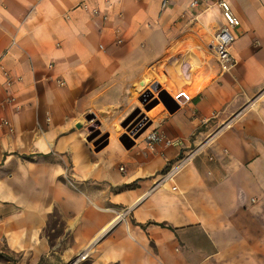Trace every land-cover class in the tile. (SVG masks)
Instances as JSON below:
<instances>
[{
    "label": "crops",
    "instance_id": "crops-1",
    "mask_svg": "<svg viewBox=\"0 0 264 264\" xmlns=\"http://www.w3.org/2000/svg\"><path fill=\"white\" fill-rule=\"evenodd\" d=\"M218 1L0 0V264H264V0H225L229 73ZM151 85L178 104L160 141L96 151L80 120Z\"/></svg>",
    "mask_w": 264,
    "mask_h": 264
},
{
    "label": "rangeland",
    "instance_id": "rangeland-1",
    "mask_svg": "<svg viewBox=\"0 0 264 264\" xmlns=\"http://www.w3.org/2000/svg\"><path fill=\"white\" fill-rule=\"evenodd\" d=\"M155 88V85H151L144 93H142L143 95L149 92L151 97L145 102H141V95L139 100H137V107L132 109L126 116H119L115 124H113L114 120H106L103 116L94 113L85 115L80 120V126L81 129H83L84 134L87 136V139H90L88 142L91 146L94 149L106 147L111 135L114 136V141H112L111 144L121 146L123 149L125 147L122 145V141H125L126 145H131L129 147V149H131L145 139L144 137L146 136V133L154 127L156 116L159 112L166 111L160 101L148 109V107L157 99V94L161 90ZM169 95L174 100L176 99L173 97L174 95L170 93ZM105 126L108 128L105 129ZM113 127H115V129ZM58 230L59 226H56L54 230H49L50 234L55 235L53 244L57 243V240L60 238L57 234Z\"/></svg>",
    "mask_w": 264,
    "mask_h": 264
},
{
    "label": "built area",
    "instance_id": "built-area-1",
    "mask_svg": "<svg viewBox=\"0 0 264 264\" xmlns=\"http://www.w3.org/2000/svg\"><path fill=\"white\" fill-rule=\"evenodd\" d=\"M196 4H197L196 2H193L191 4V7H195ZM216 5L221 11L223 25L216 32H214V34L212 35L209 41V45L214 53L215 60L220 67V71L222 73H229L235 67V60L231 55V47L235 39V34H234L235 30L239 26L240 22L237 19V17L233 14L227 1L219 0ZM6 84L7 85L11 84V81L8 78V76H7ZM10 102H13V100H11ZM14 111L16 113L20 112L21 106L15 105ZM0 127L3 128L8 133L13 132L12 125L6 119H1ZM144 140L146 146L152 150L154 145L160 141V137L153 129L146 134ZM173 171L174 169H171L169 173H172ZM86 257L87 254H83L74 261H72L71 264H78L80 261H84Z\"/></svg>",
    "mask_w": 264,
    "mask_h": 264
},
{
    "label": "water",
    "instance_id": "water-1",
    "mask_svg": "<svg viewBox=\"0 0 264 264\" xmlns=\"http://www.w3.org/2000/svg\"><path fill=\"white\" fill-rule=\"evenodd\" d=\"M155 89H158V86H156ZM150 97L151 94L147 92L146 94H143L141 96L140 101L145 102ZM159 101L163 104V106L165 107L168 113H173L178 108L177 102L174 99H172V97H170V95L166 91L161 90L157 94V99L148 107V109L156 105ZM88 140L90 139H87V141ZM122 145L125 147V149H129V147L131 146V145H126L125 141H122ZM101 148L102 147H99L98 149H96V151H99Z\"/></svg>",
    "mask_w": 264,
    "mask_h": 264
},
{
    "label": "trees",
    "instance_id": "trees-1",
    "mask_svg": "<svg viewBox=\"0 0 264 264\" xmlns=\"http://www.w3.org/2000/svg\"><path fill=\"white\" fill-rule=\"evenodd\" d=\"M56 226H59V230L57 231V234L60 236L63 234V226L64 223L62 222V220L60 219V217L58 216L57 213H52L51 215H49L48 219H47V223L45 226V229L43 230V235L47 238L49 244L51 246H53V239L55 238V235L50 234L49 230H54L56 228ZM2 255L0 254V259L3 258L1 257ZM6 258V260H9L12 262V264L14 263V259H11L9 257H4Z\"/></svg>",
    "mask_w": 264,
    "mask_h": 264
}]
</instances>
